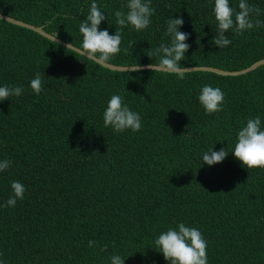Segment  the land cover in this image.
Instances as JSON below:
<instances>
[{"label": "trees", "instance_id": "obj_1", "mask_svg": "<svg viewBox=\"0 0 264 264\" xmlns=\"http://www.w3.org/2000/svg\"><path fill=\"white\" fill-rule=\"evenodd\" d=\"M0 13L112 64L264 57V0H0ZM127 256L264 264V63L116 71L0 19V264Z\"/></svg>", "mask_w": 264, "mask_h": 264}, {"label": "water", "instance_id": "obj_2", "mask_svg": "<svg viewBox=\"0 0 264 264\" xmlns=\"http://www.w3.org/2000/svg\"><path fill=\"white\" fill-rule=\"evenodd\" d=\"M0 19H3V20H6V21H9L11 23H15L17 25H21L23 27H26V28H29L33 31H36L37 33L51 39V40H54L66 47H69L77 52H79L80 54L98 62L100 65L104 66V67H107V68H110V69H116V70H128V69H134V68H138V67H147V68H153V69H160V70H167V71H171V70H176V71H186V70H189V69H202V70H209V71H212V72H215V73H219V74H238V73H243V72H246L252 68H254L255 66H257L258 64H261V63H264V57H261V58H258L254 61H252L251 63H249L248 65H246L245 67H242V68H239V69H232V70H229V69H222V68H219V67H216V66H210V65H192V66H185V67H168V66H163V65H159V64H147V63H144V64H137V65H116V64H111L109 62H106L96 56H94L93 54L87 52V51H84L82 50L81 48L69 43V42H66L48 32H46L45 30H43L41 28V26H38V25H35V24H32V23H29V22H25V21H22L20 19H16L12 16H8L6 14H3V13H0Z\"/></svg>", "mask_w": 264, "mask_h": 264}, {"label": "clouds", "instance_id": "obj_3", "mask_svg": "<svg viewBox=\"0 0 264 264\" xmlns=\"http://www.w3.org/2000/svg\"><path fill=\"white\" fill-rule=\"evenodd\" d=\"M214 7H215V5H211V15H212V19H213V22L215 23V15H214V11H213V9H214ZM33 24V23H32ZM36 25V24H35ZM38 26H40V25H38ZM42 28V27H41ZM43 29V28H42ZM44 30V29H43ZM47 32V31H46ZM49 33V32H48ZM194 38L195 39H197V40H199V41H201V42H203V43H207V41H209L210 39L208 38V35H206L205 33H203L202 32V30L200 29V27L198 26V29H197V31H196V33H195V35H194ZM67 42V41H66ZM80 48V47H79ZM82 49V48H81ZM83 50V49H82ZM84 51H86V50H84ZM88 52V51H87ZM90 53V52H89ZM92 54V53H91ZM94 55V54H93ZM95 56V55H94ZM97 57V56H96ZM99 58V57H98ZM101 59V58H100ZM103 60V59H102ZM105 61V60H104ZM107 62V61H106ZM112 64V63H111ZM144 64V63H143ZM148 64V63H147ZM116 65H120V64H116ZM139 65V64H138ZM159 65H161V64H159ZM163 66H168V67H174V66H170V65H163ZM192 66V65H191ZM185 67V66H184ZM107 68V67H106ZM179 68H181V67H179ZM108 69H110V68H108ZM110 70H116V69H110ZM116 71H122V70H116ZM171 71H176V70H171ZM125 102H124V100L122 99V100H120V101H118V102H116V103H114L112 106H111V109H115V108H117L118 106H120V105H122V104H124ZM162 103L161 102H157V101H155L154 102V107L155 108H157V107H159L160 105H161ZM128 109H132V107H130L129 105L128 106H126V107H124L120 112H127V110ZM119 112V113H120ZM119 113L117 114V115H115L110 121L111 122H120L121 121V118H120V116H119ZM129 258H128V256L127 257H125V264H134L132 261H130V260H128Z\"/></svg>", "mask_w": 264, "mask_h": 264}]
</instances>
